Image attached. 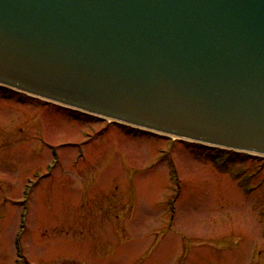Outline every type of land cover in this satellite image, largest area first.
I'll list each match as a JSON object with an SVG mask.
<instances>
[{
  "label": "rangeland",
  "instance_id": "rangeland-1",
  "mask_svg": "<svg viewBox=\"0 0 264 264\" xmlns=\"http://www.w3.org/2000/svg\"><path fill=\"white\" fill-rule=\"evenodd\" d=\"M24 223L22 264H264V155L0 86V264Z\"/></svg>",
  "mask_w": 264,
  "mask_h": 264
},
{
  "label": "water",
  "instance_id": "water-1",
  "mask_svg": "<svg viewBox=\"0 0 264 264\" xmlns=\"http://www.w3.org/2000/svg\"><path fill=\"white\" fill-rule=\"evenodd\" d=\"M0 82L264 154V0H0Z\"/></svg>",
  "mask_w": 264,
  "mask_h": 264
},
{
  "label": "bare ground",
  "instance_id": "bare-ground-1",
  "mask_svg": "<svg viewBox=\"0 0 264 264\" xmlns=\"http://www.w3.org/2000/svg\"><path fill=\"white\" fill-rule=\"evenodd\" d=\"M109 120L110 121H119V122H122V123H126V124H128V122H126V121H124V120H120V119H114V118H111V117H109ZM138 127H140V126H138ZM155 131V130H154ZM163 133V132H162ZM205 144H209L208 142H204ZM59 161V160H58ZM57 161V162H58ZM55 165H57V163L55 164Z\"/></svg>",
  "mask_w": 264,
  "mask_h": 264
},
{
  "label": "trees",
  "instance_id": "trees-1",
  "mask_svg": "<svg viewBox=\"0 0 264 264\" xmlns=\"http://www.w3.org/2000/svg\"><path fill=\"white\" fill-rule=\"evenodd\" d=\"M219 150V149H218Z\"/></svg>",
  "mask_w": 264,
  "mask_h": 264
}]
</instances>
